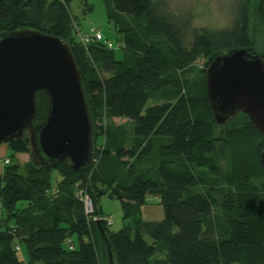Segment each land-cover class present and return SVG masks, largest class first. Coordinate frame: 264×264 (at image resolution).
Wrapping results in <instances>:
<instances>
[{
	"label": "trees",
	"instance_id": "trees-1",
	"mask_svg": "<svg viewBox=\"0 0 264 264\" xmlns=\"http://www.w3.org/2000/svg\"><path fill=\"white\" fill-rule=\"evenodd\" d=\"M102 1L123 45L119 61L114 48L80 42L68 0H0V34L40 31L69 46L93 126V162L78 171L64 163L35 164L26 134L6 145L0 264H23L21 244L26 264H106L109 254L113 264H264V134L242 113L215 125L205 70L191 84L185 81L184 91L175 87L178 71L199 58L207 68L217 56L242 48L264 60L248 35L250 0H240L229 27L193 31L189 38L186 25L162 11L159 1ZM256 13L264 27V0ZM166 92L167 99L148 105ZM46 113L47 99L38 92L33 124ZM102 118L132 122L129 136L104 127ZM217 128L224 129L220 138ZM18 154L29 160L12 162ZM220 158L227 162L224 171ZM80 191L97 215H103L97 199L106 191L115 197L123 229L111 233L104 223L99 229L84 214ZM147 196L159 199L162 220L142 219ZM213 215L219 236L205 238Z\"/></svg>",
	"mask_w": 264,
	"mask_h": 264
},
{
	"label": "water",
	"instance_id": "water-1",
	"mask_svg": "<svg viewBox=\"0 0 264 264\" xmlns=\"http://www.w3.org/2000/svg\"><path fill=\"white\" fill-rule=\"evenodd\" d=\"M205 80L216 126L242 113L264 134V60L233 48L209 63ZM38 92L47 99V113L33 124ZM24 134L37 165L64 163L78 171L93 162V126L69 46L26 29L0 34V145ZM259 162L264 171V151Z\"/></svg>",
	"mask_w": 264,
	"mask_h": 264
},
{
	"label": "rangeland",
	"instance_id": "rangeland-1",
	"mask_svg": "<svg viewBox=\"0 0 264 264\" xmlns=\"http://www.w3.org/2000/svg\"><path fill=\"white\" fill-rule=\"evenodd\" d=\"M49 2L53 0H48ZM159 1L162 11L169 15L176 17V21H182L183 25H186L184 30L186 38H189L193 31L207 30H220L229 27L237 16L240 0H153ZM258 0H250L249 19H248V35L250 41L253 44L255 52L264 53V27L256 13ZM70 14L74 20L76 31L80 34L87 33L90 29L99 31L105 39L111 41L114 45V56L117 61L122 58L123 45L118 40L114 26L108 22L104 3L102 0H68ZM206 59L199 58L187 69L178 71V80L175 83L176 88H180L184 91L185 81L191 84L193 81L199 79L201 72L206 70ZM168 93L155 96V98L148 102V105L161 102L167 99ZM104 127L111 125L120 131L124 132L128 137L131 123L125 119H110L102 118L99 121ZM96 122V125L100 124ZM224 129L217 128L214 130V136L220 138ZM125 136V137H126ZM101 138H98L97 144L100 145ZM6 147L4 144L0 145V149ZM219 149V144L217 146ZM97 150L100 148H96ZM6 157H10V151L7 148ZM4 157L0 160L3 161ZM21 158V157H20ZM27 159L24 158V160ZM23 159H19L17 156L12 162L17 164H23ZM222 170L227 168V162L225 158H220L219 162ZM4 165V164H3ZM56 177H52V183L55 184ZM55 197V196H53ZM97 208L100 212L109 217L113 223L109 226L108 230L111 233H117L123 229L125 221L123 220V213L120 202L110 196L109 192H105L97 199ZM23 207V204L18 205V209ZM141 215L144 221H160L163 218V207L157 201V198L153 196H147L145 204L141 207ZM11 224V223H10ZM101 225V224H100ZM205 238H216L219 236L217 230V219L213 215L209 218L205 225L204 233ZM76 240H73L75 243ZM146 242L150 243V239L146 237ZM24 246L21 244V260L23 264H26V252ZM162 259L164 256L159 255ZM106 264H109L106 263Z\"/></svg>",
	"mask_w": 264,
	"mask_h": 264
},
{
	"label": "built area",
	"instance_id": "built-area-1",
	"mask_svg": "<svg viewBox=\"0 0 264 264\" xmlns=\"http://www.w3.org/2000/svg\"><path fill=\"white\" fill-rule=\"evenodd\" d=\"M79 39H80V42L84 45H88L91 43H102L107 49L114 48V45L111 41H108L107 39H105L99 31L93 28L90 29L87 33L80 35ZM3 164L7 165L8 160L4 159ZM78 198L83 204L84 214L90 217L92 222L99 223V224L104 223L108 227L112 225L113 221L109 217H106L104 215L94 214V208H93L92 201L85 193L80 191L78 193ZM2 214H3V209H2V205L0 204V217L2 216ZM15 250L19 251V248L16 247Z\"/></svg>",
	"mask_w": 264,
	"mask_h": 264
},
{
	"label": "crops",
	"instance_id": "crops-1",
	"mask_svg": "<svg viewBox=\"0 0 264 264\" xmlns=\"http://www.w3.org/2000/svg\"><path fill=\"white\" fill-rule=\"evenodd\" d=\"M6 154H7V146L6 147H3L2 149H0V159H1V157H4V158H2L3 160L6 159L7 158L6 157ZM16 156L20 160L23 159L22 161H24V162L28 159V155L27 154H18ZM26 156H27V159L24 160V158H26ZM3 169H4L3 161L0 160V176L2 175ZM155 198H157V197H155ZM157 201L159 202V199L158 198H157Z\"/></svg>",
	"mask_w": 264,
	"mask_h": 264
}]
</instances>
